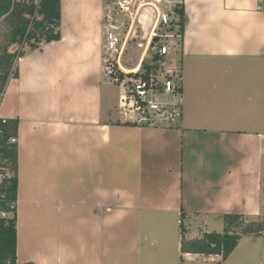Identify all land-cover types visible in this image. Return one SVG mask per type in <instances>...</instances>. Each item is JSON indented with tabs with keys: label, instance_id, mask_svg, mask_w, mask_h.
Segmentation results:
<instances>
[{
	"label": "crops",
	"instance_id": "1",
	"mask_svg": "<svg viewBox=\"0 0 264 264\" xmlns=\"http://www.w3.org/2000/svg\"><path fill=\"white\" fill-rule=\"evenodd\" d=\"M182 5L173 126L135 124L105 80V0H61V38L19 58L0 102L19 120L18 264H264L262 231L223 259L183 253L179 223L189 240L264 217V0Z\"/></svg>",
	"mask_w": 264,
	"mask_h": 264
},
{
	"label": "trees",
	"instance_id": "2",
	"mask_svg": "<svg viewBox=\"0 0 264 264\" xmlns=\"http://www.w3.org/2000/svg\"><path fill=\"white\" fill-rule=\"evenodd\" d=\"M178 13L177 35L182 36L186 24V15L181 3L176 4ZM61 0H0V20L7 22L9 28V45L20 46L15 52H10L6 46L0 56V102L5 86L10 77L15 57H22L27 50L35 49L44 42L61 38ZM53 19L54 24L48 21ZM25 47H29L25 51ZM19 52V53H18ZM19 54V55H18ZM158 59L156 54L154 60ZM146 65V63H145ZM18 75V69L13 76ZM18 118L0 117V166L11 164L15 170L14 176H4L0 181V264H18L17 258V218L16 200L18 192V161L17 143L11 138L18 134ZM12 212V216L6 215ZM244 218L238 213L224 215L225 229L223 232H205L201 238L186 239L185 227L181 225L182 252L202 254H222L226 259L235 249L239 239L245 234H259L253 225H246L241 233L234 230L236 222ZM218 264H222L219 262Z\"/></svg>",
	"mask_w": 264,
	"mask_h": 264
},
{
	"label": "built area",
	"instance_id": "3",
	"mask_svg": "<svg viewBox=\"0 0 264 264\" xmlns=\"http://www.w3.org/2000/svg\"><path fill=\"white\" fill-rule=\"evenodd\" d=\"M131 0H119L121 11L129 10ZM159 3L168 5L161 7ZM157 11V24L170 25L179 20L175 6L182 4V0H154L149 1ZM133 23L135 18L131 17ZM178 26V25H177ZM103 33L105 39L104 78L106 81L120 87V107L133 122L139 126L175 125L183 114L182 60L178 49L181 44L173 38L178 37L175 32L171 40L170 34H158L155 29L151 40L159 36L154 46L150 43L143 48L136 66L124 64V54L129 41V32L125 33L124 23L112 15L104 17ZM170 37V36H169ZM143 46V44H141ZM152 52L151 62H146V55ZM158 59L154 60L155 55ZM146 63V65H145ZM6 118H4L5 120ZM11 142L17 143L14 136ZM182 223V220L179 221Z\"/></svg>",
	"mask_w": 264,
	"mask_h": 264
},
{
	"label": "rangeland",
	"instance_id": "4",
	"mask_svg": "<svg viewBox=\"0 0 264 264\" xmlns=\"http://www.w3.org/2000/svg\"><path fill=\"white\" fill-rule=\"evenodd\" d=\"M119 0H105L106 5V16L112 15L120 22L124 23L125 33L129 32V41L126 45V50L124 54L123 62L127 66L134 67L138 63L140 56L142 54L143 48L147 45V43H152L153 39L151 40L152 33L155 29L156 33L158 34H170L167 36L168 41L172 39L174 32L176 33L179 29L176 23L170 25H159L155 28L157 24V11L153 5H144L141 7V4L144 2L154 1V0H131L128 4L130 9L121 11L118 6ZM157 3V2H155ZM158 4V3H157ZM161 7H165L168 4L165 2L159 3ZM142 13H146L144 17V22L141 23L140 18ZM134 17V23L131 17ZM145 27V28H144ZM143 44V46H141ZM8 47L10 52H15L18 49L21 51L17 44L9 45V28L8 24L5 21L0 20V56L2 55L5 47ZM29 49V47H25V51ZM153 50L147 51L146 55V62H151ZM19 53V52H18ZM19 55V54H18ZM19 56L15 57L13 61L12 71L10 76H13L17 69V62L19 60ZM3 70L0 69V72ZM120 88V87H119ZM121 90V89H120ZM15 170L11 164L7 166H0V181L4 178V176L10 177L14 176ZM6 215L12 216L13 213L9 212ZM234 230L241 233L243 228L246 225H253V227L258 230L262 229L261 231L264 232V217L261 216L259 218H247L244 217L239 219L236 224H234Z\"/></svg>",
	"mask_w": 264,
	"mask_h": 264
},
{
	"label": "water",
	"instance_id": "5",
	"mask_svg": "<svg viewBox=\"0 0 264 264\" xmlns=\"http://www.w3.org/2000/svg\"><path fill=\"white\" fill-rule=\"evenodd\" d=\"M48 23H49V24H54L55 21H54L53 19H51V20L48 21ZM158 41H159V36L154 37V39H153L151 45L154 46L155 43H157Z\"/></svg>",
	"mask_w": 264,
	"mask_h": 264
},
{
	"label": "bare ground",
	"instance_id": "6",
	"mask_svg": "<svg viewBox=\"0 0 264 264\" xmlns=\"http://www.w3.org/2000/svg\"><path fill=\"white\" fill-rule=\"evenodd\" d=\"M144 5H152V4L148 3V2H144L143 4H141V7L144 6Z\"/></svg>",
	"mask_w": 264,
	"mask_h": 264
}]
</instances>
